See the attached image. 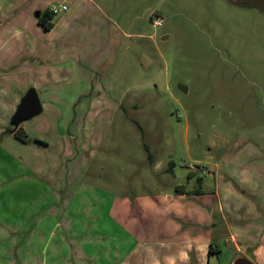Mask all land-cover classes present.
Segmentation results:
<instances>
[{"label": "rangeland", "instance_id": "1", "mask_svg": "<svg viewBox=\"0 0 264 264\" xmlns=\"http://www.w3.org/2000/svg\"><path fill=\"white\" fill-rule=\"evenodd\" d=\"M62 2L68 9L49 29L37 25V10ZM115 5L117 14L108 15L126 33L145 35L136 39L147 44H124L116 53L133 60L124 64L129 74L116 71L110 80L98 62L100 46L89 45L90 24L103 19L96 10L92 17L85 12L93 10L89 0H0V169L6 168L0 187L16 194L22 187L30 198L42 183H64L67 196L85 200L87 214L103 228L85 264H158L164 252L179 250L166 221L149 233L123 231L105 218L106 203L131 189L150 191L148 173L156 206L165 193L177 196L172 186L193 189L197 178L207 192L222 183L220 173L213 180L212 160L250 161L254 144L244 140L264 133V0ZM154 13L163 18L161 26L151 25ZM30 88L42 111L18 122L28 138L22 142L10 129ZM38 140L49 145L38 147ZM144 144L154 157L149 167ZM47 169H57L56 176L38 175ZM219 242H213L219 263L227 264L231 251ZM197 258L199 264L215 261L212 254Z\"/></svg>", "mask_w": 264, "mask_h": 264}, {"label": "crops", "instance_id": "2", "mask_svg": "<svg viewBox=\"0 0 264 264\" xmlns=\"http://www.w3.org/2000/svg\"><path fill=\"white\" fill-rule=\"evenodd\" d=\"M89 1L93 10L85 12L92 17L96 10L103 17L99 21L94 19L90 24L88 37L89 45L101 48L97 58L100 66H103V73L110 80L114 79L113 72L116 74V71L120 75L125 72L129 74L124 64L133 60L116 52L124 44L126 47L131 44L144 46L147 43H139L136 37L146 38L145 35L140 37V34L126 33L108 15L107 12L117 14L114 9L117 0ZM248 141L254 144L253 153L246 155L249 162L240 160L239 165L229 158L219 164L212 160L213 180L220 173L222 183L214 182L211 190L205 192L200 180L199 194L175 191L177 196L173 197L165 193L156 206L153 201L156 196L152 185H149L146 170L145 188L150 191L136 193L131 189V195L124 193L112 197L106 203L108 210L105 218L118 224L123 231L131 230L133 233L139 230L149 233L166 221V231L171 239L172 236L181 237L178 240L173 238L176 242L172 241L179 250L176 254L167 250L158 264H199L197 257L201 255V260H204L205 253L208 258L210 254L214 255L213 264H220L218 256L221 250L213 243L219 241L221 246L231 251L227 264L236 255L245 256L254 264H264V133L257 134L253 140L246 137L244 142ZM37 142L38 147L49 145L44 140ZM143 164L147 167L154 165V157L149 159L147 156ZM5 169H0L3 174ZM56 170L47 169L38 175L42 177L45 174L52 178L56 176ZM201 170L203 173L202 166ZM232 178L237 187L231 184ZM150 179L153 184V179ZM157 179L162 185L165 184L164 180ZM63 185L53 188L54 184L42 183L38 185V194H29L30 198H26L22 187L18 188V194L5 185L0 187V264H13L14 259L19 258L20 264H85L90 259L87 256L99 246L94 239L102 236L98 234L103 228L97 224V218L94 220L87 214V202L75 200V195L67 196V191L62 190ZM176 185L172 186L173 189ZM58 191L61 192L59 197L53 199L52 196ZM20 196L24 197L23 200ZM26 199H30L29 204L25 202ZM191 223L195 231H189ZM209 245L211 253H208Z\"/></svg>", "mask_w": 264, "mask_h": 264}, {"label": "trees", "instance_id": "3", "mask_svg": "<svg viewBox=\"0 0 264 264\" xmlns=\"http://www.w3.org/2000/svg\"><path fill=\"white\" fill-rule=\"evenodd\" d=\"M38 11V14L34 15L36 17V23L37 25L41 26L44 29H49L52 26V22L51 19L54 17V14L51 13L50 11V7H46L45 9ZM11 133L13 134V136L22 141V142H27L28 138H27V134L24 130V128H22L20 126V124L16 121V123L13 125V127L10 129ZM144 149L147 152V156L149 159H151L152 157V153L149 149V146L147 144H144ZM196 185L193 186V189H187V186L185 184H178L175 186L174 191H176L177 193H187V194H199L200 190H199V186H200V179L197 178L196 179ZM211 246H208V253H211Z\"/></svg>", "mask_w": 264, "mask_h": 264}, {"label": "water", "instance_id": "4", "mask_svg": "<svg viewBox=\"0 0 264 264\" xmlns=\"http://www.w3.org/2000/svg\"><path fill=\"white\" fill-rule=\"evenodd\" d=\"M38 14V11L35 12ZM185 89L184 87H181ZM42 111V104L38 93L34 88H30L20 99L16 113L14 115L17 122L38 115ZM229 264H254L242 255H236Z\"/></svg>", "mask_w": 264, "mask_h": 264}, {"label": "built area", "instance_id": "5", "mask_svg": "<svg viewBox=\"0 0 264 264\" xmlns=\"http://www.w3.org/2000/svg\"><path fill=\"white\" fill-rule=\"evenodd\" d=\"M50 7V11L52 14L57 15L58 13L67 10V5L65 3L53 4ZM150 23L152 26H161L163 23V18L158 14H151Z\"/></svg>", "mask_w": 264, "mask_h": 264}]
</instances>
